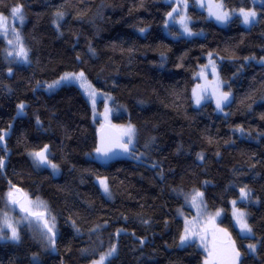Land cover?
<instances>
[{"label": "trees", "instance_id": "obj_1", "mask_svg": "<svg viewBox=\"0 0 264 264\" xmlns=\"http://www.w3.org/2000/svg\"><path fill=\"white\" fill-rule=\"evenodd\" d=\"M219 1L254 22L221 27L192 4L203 35L174 40L162 28L176 6L164 0H0L10 25L8 44L0 38V234L10 190L44 200L58 227L56 253L23 231L0 241V264H203L195 244H179L190 193L224 211L240 264H264V0ZM214 66L230 103L198 107L199 73ZM75 73L111 97L113 124L135 128L125 161H95L100 127L79 87L47 93ZM46 147L58 178L35 159ZM233 201L252 236L237 230Z\"/></svg>", "mask_w": 264, "mask_h": 264}, {"label": "rangeland", "instance_id": "obj_2", "mask_svg": "<svg viewBox=\"0 0 264 264\" xmlns=\"http://www.w3.org/2000/svg\"><path fill=\"white\" fill-rule=\"evenodd\" d=\"M164 2L168 5L180 7V14L174 17L172 21L166 23L162 28L165 36L174 40L202 37L203 33L197 34L191 28L193 20L190 17V8L192 4L199 11L205 12L209 20H213L221 27L226 26L235 17L242 19L241 24L243 26L249 27L254 22L252 20L256 16H249L246 22L245 13L249 12L228 11L223 2L219 0H194L193 2L187 0H164ZM262 2L263 0H253L255 4H261ZM218 16H223L224 18L218 19ZM63 17V14L59 15L58 21H62ZM23 20L22 18L21 22ZM9 32V17L0 14V38L6 43V39L8 40L9 38ZM199 82L194 91V99L198 107L205 104L207 96H210L215 102L224 103L228 100V96L224 95L221 89L216 66L207 67L202 70L199 73ZM65 85L79 87L83 96L89 100L99 127L103 124L112 125L122 135L126 146L128 148L132 147L135 142V128L130 124H113L110 96L96 90L86 76H81V73L65 74L61 79L46 85L45 88L48 94H54L55 91ZM238 134L241 138H246L245 133L242 131H239ZM49 171L55 178L60 176L59 168L53 163L50 165ZM94 181L100 187L105 198L109 201L113 200V194L111 193L107 179L101 177L96 178ZM105 186H107V191H105ZM243 192L244 194L246 193L245 191ZM5 198V210L1 214L2 232L0 234V241L18 243L21 241L23 231H29L31 236L42 245V250L53 251V236L56 237L58 235V227L45 201L41 198L31 199L29 196L24 197L19 192L13 190L8 191ZM238 201H233L231 204L232 220L242 237L252 236L247 212L236 207ZM177 216L183 220L185 225L179 244L182 246L195 244L198 249L205 253L203 264L241 263L240 252H238L236 244L232 240L231 232L222 224L224 218L223 210L209 212L205 209L201 197L198 200V196L195 193H190L186 198V210L178 209ZM244 225H247V229H250V231L246 230L243 227ZM35 261H38V264L41 263L38 256H35Z\"/></svg>", "mask_w": 264, "mask_h": 264}, {"label": "water", "instance_id": "obj_3", "mask_svg": "<svg viewBox=\"0 0 264 264\" xmlns=\"http://www.w3.org/2000/svg\"><path fill=\"white\" fill-rule=\"evenodd\" d=\"M19 9L21 10L22 7ZM179 14H180V7H175L169 14L167 18L168 21H172L174 17L178 16ZM229 103L230 100H227V102L225 103L216 101L217 107H221V108L226 107ZM97 140L98 143L95 150L96 153L94 155V159L99 164L111 165L113 163H120L122 161H125L131 153L130 149H128V147L126 146L122 135H120L112 125L110 126L106 124L102 125L99 128L97 134ZM48 152H49V147H46V149L38 152L44 154V161H41L40 158L36 155L38 164H40V166L45 170H49L51 165L48 158L49 155ZM53 238H54L53 249L54 252L56 253V249L54 247L56 237L53 236Z\"/></svg>", "mask_w": 264, "mask_h": 264}, {"label": "snow or ice", "instance_id": "obj_4", "mask_svg": "<svg viewBox=\"0 0 264 264\" xmlns=\"http://www.w3.org/2000/svg\"><path fill=\"white\" fill-rule=\"evenodd\" d=\"M16 13H19L20 12V9L19 8H17V9H15L14 10ZM226 15V14H225ZM255 15V13H245V21L247 22V19H248V17L249 16H254ZM218 19H223L224 17L223 16H218L217 17ZM83 74L81 73V76H82ZM226 98V97H225ZM22 107V106H21ZM39 158H40V160L41 161H44V154L43 153H37L36 154ZM105 191H107V186H105ZM246 230H248V231H250V229H247V225H244L243 226ZM14 238H15V234H14ZM185 239H187V237H185Z\"/></svg>", "mask_w": 264, "mask_h": 264}, {"label": "crops", "instance_id": "obj_5", "mask_svg": "<svg viewBox=\"0 0 264 264\" xmlns=\"http://www.w3.org/2000/svg\"><path fill=\"white\" fill-rule=\"evenodd\" d=\"M207 97H210V96H207ZM207 97H206V98H207Z\"/></svg>", "mask_w": 264, "mask_h": 264}]
</instances>
